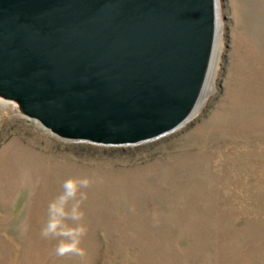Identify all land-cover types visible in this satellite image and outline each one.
I'll list each match as a JSON object with an SVG mask.
<instances>
[{"label":"rangeland","instance_id":"374dc122","mask_svg":"<svg viewBox=\"0 0 264 264\" xmlns=\"http://www.w3.org/2000/svg\"><path fill=\"white\" fill-rule=\"evenodd\" d=\"M221 5L214 94L171 134L63 138L0 98V264H264V0Z\"/></svg>","mask_w":264,"mask_h":264},{"label":"water","instance_id":"95a60500","mask_svg":"<svg viewBox=\"0 0 264 264\" xmlns=\"http://www.w3.org/2000/svg\"><path fill=\"white\" fill-rule=\"evenodd\" d=\"M217 0H0V98L63 138L179 129L209 82Z\"/></svg>","mask_w":264,"mask_h":264},{"label":"bare ground","instance_id":"6f19581e","mask_svg":"<svg viewBox=\"0 0 264 264\" xmlns=\"http://www.w3.org/2000/svg\"><path fill=\"white\" fill-rule=\"evenodd\" d=\"M217 14H218V25H217V27H218L219 36L217 39L218 43H217L216 51L214 54L215 61H214V64H213V67H212V70L210 73L211 75L209 77V82H208V85L205 89V92H204L196 110L194 111L192 116L188 119V121L185 122L181 127L188 125L189 123H192L193 120L199 115V113H201L205 109V107L209 103V100H210L212 94H214V90L216 87V81H217L218 74H219V69L221 67V60L223 57V55H222L223 54V43H224V38H225L224 37L225 36V23L223 21V12H222L221 0H217Z\"/></svg>","mask_w":264,"mask_h":264}]
</instances>
